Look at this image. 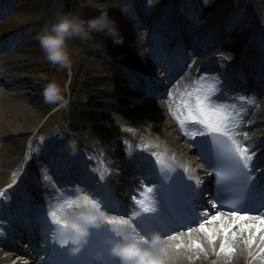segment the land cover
<instances>
[{"label":"bare ground","instance_id":"6f19581e","mask_svg":"<svg viewBox=\"0 0 264 264\" xmlns=\"http://www.w3.org/2000/svg\"><path fill=\"white\" fill-rule=\"evenodd\" d=\"M13 1L1 0L0 2V17L7 15L0 23V51L5 50L0 53V168L8 171L7 175L10 176L20 172L24 162L28 165L20 177L16 178V180L19 178L16 187L13 186L5 192L0 204L13 207L24 203L31 212H36L42 204L49 202L52 205L63 199L61 196L50 194L52 179L45 180L44 177L34 173V166L38 159L50 164L53 171H57L66 181H75L77 187L83 184L88 185L90 179L95 176L94 160L99 161L100 168L103 163L104 167L111 170L109 178L114 188V198L118 197L115 190L120 179L124 177L126 169H134V165L130 162L131 159L137 158L134 151L141 155L137 150L140 147L138 145L147 140H153L156 143L152 144L153 148L147 150L146 159L149 160L156 151L164 154L174 152L185 157L187 163L193 165V158L182 155L181 148L183 149L184 146L179 143L180 128L177 123H174L176 116L174 106L184 90L192 88V81L195 78H207L206 82L209 84H217L219 81V88H225L226 85H229L227 88H232V81L237 75V84L249 92V97L260 108L255 116L249 115L248 119L243 120L247 122V130L251 132L247 134L248 139L243 141V145L264 148L263 13L255 7L252 8L248 16L247 30L238 26L231 30V27L223 21L230 7H227L224 2L205 3L208 8H203L201 1L197 5L196 12L203 18L198 22L193 21L191 16H189L191 20L188 21L182 19L181 15H171L173 13L169 12L168 0H159V3L154 5L141 4L135 6L134 9L127 8L129 18H134V22L136 21V27L132 29L136 37H132L129 30L124 29L125 32L121 33L124 42L114 44L112 39L108 38L111 41L108 51L100 50L95 46V43L100 42L102 34H93L94 39L87 43L72 39L78 57L71 63V75L73 76V66H76L84 79L76 83L71 81L69 85L70 96L74 99L69 103L66 116L63 115L60 102H57L61 108L57 110L56 117L67 120L68 124L65 128L57 121L51 125L52 117H49L37 131L30 147L31 157L27 159L25 142L28 138L26 133L33 134V130L39 126L45 114L56 104L45 102L43 90L51 80H55L60 85L64 73V68L59 66L55 79L51 78L53 76L51 65L53 64L46 60L37 37L45 26L53 22L59 10H66L56 0H41V5L45 9L43 15L35 19L24 18L19 15L17 9H13ZM261 3L264 10V0H261ZM192 5H195V0H192ZM144 27L154 29L151 38H144L143 35L147 31L142 29ZM253 31L261 33L256 40L250 43L249 35ZM183 44L191 49L187 55L182 52H178L179 54L164 52L168 45L182 48ZM113 49L115 56L109 57ZM213 54L215 57L209 59ZM238 57L241 59L239 65L230 62ZM159 58H164L162 61L169 65L178 64V70L169 75L167 87L161 86L159 74L153 71V63ZM243 63L248 73L255 74L244 85L239 79V67ZM95 65L99 67V76L91 75V70ZM4 66L12 70L4 71L2 70ZM25 72L43 75L34 79L20 78ZM109 74L112 75L111 78ZM9 78L16 79L13 88L15 90L14 100L8 96V83L6 82ZM145 79L150 81L151 86L146 85ZM107 86L111 87L108 94L101 90L102 87ZM143 88L148 91L144 100L126 98V95L134 96ZM150 88L152 89L151 94L149 93ZM26 89H31L32 93L24 91ZM76 92L78 96H74ZM62 95L66 99L64 91ZM164 95L163 101L154 99L155 97L162 98ZM166 95L169 97L166 98ZM11 101L15 103V108ZM100 105L104 108L103 112L99 110ZM113 113L122 116L132 131H122L113 120ZM93 120L103 124L104 127ZM50 126L53 127V133H49L45 138ZM65 130H69L72 135L66 136ZM56 131L60 135L63 134L64 138L59 139ZM99 132L105 133L107 137L105 146L111 148L108 153L105 147L99 146L94 138L95 133ZM259 134L262 137H258ZM73 141L76 144L75 152L69 147L70 142ZM56 145L59 146L58 152L53 149ZM65 146L68 148L65 149ZM89 148L96 149L94 155H89L84 151ZM130 152L132 157L129 156ZM261 161L264 162V155ZM201 175V180L208 181L206 172L202 171ZM27 178H30L33 185L40 189L39 194L35 196L31 194L30 197L23 191V182ZM125 204L126 202H123L120 206ZM2 214L3 212L0 211V215ZM26 220L31 221L28 218ZM237 221L222 216L215 220L212 228V235L215 239L212 243L208 242L202 232H198L203 247L206 248V255L199 251V247H195L196 244L191 236H184L179 243L176 238L166 241L165 246L168 252L166 264H208L207 256L212 257V261L215 259L219 240H223L222 244L225 248H231L232 251L221 252L220 248L214 264H245L247 254L251 260L257 253V244L264 247V227L249 219H245L248 225L242 227L236 225ZM234 227V233L221 234L225 233L224 230H231ZM252 238H255L254 245L248 248L247 245ZM40 241L39 238V244H41ZM20 252H23L20 248L7 245L0 254V264H12V261L18 257L15 254ZM1 255L5 256L1 257ZM2 258H5V261ZM29 262L34 264V261ZM254 264H264V254H260Z\"/></svg>","mask_w":264,"mask_h":264},{"label":"snow or ice","instance_id":"6c2138e0","mask_svg":"<svg viewBox=\"0 0 264 264\" xmlns=\"http://www.w3.org/2000/svg\"><path fill=\"white\" fill-rule=\"evenodd\" d=\"M151 92L152 89L150 88L149 93L151 94ZM218 93H221V89L216 84L213 83L202 85L200 92L195 96L194 104H185L187 114L177 117V119L182 129L185 128L186 122L202 126L203 131L193 133V137L195 135L208 136L213 143L218 145V151L228 162L229 174L236 178L239 189L243 193V199L246 208L259 212L261 209H264V186H261L256 180V172L259 171V169L255 167L253 160L256 152L252 151L250 146L243 145L238 139H236V137L240 135H243L245 140L248 139L247 133H240L237 131L239 128V123L235 118L239 116L240 113L235 110L234 104L222 102V94ZM239 99L241 102L245 100L243 96H241ZM247 102L254 103V101L251 100ZM131 131L132 129H130L128 132ZM145 147H147V145ZM192 147L196 149L197 155L200 159H206L210 163L211 167L214 165L215 162L212 159V147L209 143V140L197 141L192 145ZM129 156L132 157L131 152L129 153ZM134 159L135 167L140 174V183L143 187V191L140 193L139 197L135 195L132 197L137 210L133 211L130 220L135 225V228L138 229L136 224L138 218H140L142 215H151L156 213L158 202L153 195L154 186L146 183V181L151 179L156 168L153 166L152 161L146 159L145 157ZM163 163L164 161L162 158L157 157L156 164L163 166ZM110 172L111 170L107 167H104L103 163H101V168L99 170L100 183L94 182L93 186L83 184L77 187L74 192L69 193L65 192L59 183L54 180L53 169L51 167L46 168V175L44 177L45 180L52 179L53 187L60 191L64 198L61 201L50 205L45 214L46 218L43 223L40 222L39 216L36 217V225L42 236V244L44 245L45 249H48L49 247H55L57 245L60 249H64L57 243L59 239L63 238L62 233H60L57 229V217L59 212L63 211L65 207L78 196V194L86 193L105 211L117 207L123 203L118 199H114V188L109 178ZM218 196L219 193H217V197ZM2 197L3 193H0V198ZM200 198L203 199V194H201ZM214 199H216V203H219V199L215 197ZM216 203L213 204V207H216ZM194 214L195 211L190 210L185 211L178 216H174L170 222L171 226L176 224H179L181 227L185 226L182 217ZM205 215H207V213H205ZM232 215L234 220L237 219L234 212ZM246 218L247 217L245 216L238 217L240 220ZM252 218L257 219L258 217ZM218 219L219 216L213 217V220ZM211 222L212 221H208V223ZM260 222L264 224V219H261ZM199 227L201 231L206 232L209 234V236H211V232L205 227L204 223H200ZM175 230V227H172V231ZM224 231L225 235H227L228 230ZM163 235L167 236L168 233L165 232ZM0 236H4L3 231H0ZM49 237H51L50 240ZM172 238L175 239L176 237ZM195 247H199V245H195ZM224 251L231 252L232 249H226L225 245L222 244L221 252ZM48 264H60V262H53L49 260Z\"/></svg>","mask_w":264,"mask_h":264},{"label":"clouds","instance_id":"9594fccd","mask_svg":"<svg viewBox=\"0 0 264 264\" xmlns=\"http://www.w3.org/2000/svg\"><path fill=\"white\" fill-rule=\"evenodd\" d=\"M147 3L154 5L159 0H147ZM98 10L97 16L88 19L72 12L60 13L50 25L45 26L37 39L46 60L61 68L70 67L67 42L75 38L81 43H87L97 33L112 39L114 44H122L124 37L117 22L109 16L107 7L98 5ZM42 94L46 103L60 102L62 107L68 103L62 95L61 86L55 80L46 84ZM112 118L122 131L130 130L122 116L113 113ZM69 147L75 152L74 141L70 142ZM57 219V229L63 236L57 243L67 250L69 256H78L88 245L92 231L107 225L112 233L111 238L105 240L107 252L118 264H166L168 252L160 233L152 232L147 236L141 234L130 219L109 214L86 193L78 194L59 212ZM94 258L100 261L102 256L97 253Z\"/></svg>","mask_w":264,"mask_h":264},{"label":"rangeland","instance_id":"374dc122","mask_svg":"<svg viewBox=\"0 0 264 264\" xmlns=\"http://www.w3.org/2000/svg\"><path fill=\"white\" fill-rule=\"evenodd\" d=\"M56 1L66 10V11L59 10L57 15L60 13L72 12L74 14H79L82 18H84V17L85 18L86 17L91 18V17L97 16L99 14L98 5L107 7L108 14L112 19H114L117 22L119 29H120V33H124L125 30L126 31L129 30V33L132 37H136V34L133 33V30H132L135 25L133 24V21L129 19V16L127 14V8H130L132 6H139L141 4H145V5L148 4L147 0H56ZM201 1L203 3V8H208V5H206L205 3H209V2H213V3L214 2H224L227 5V7L230 6V7H228L229 11L223 17V21L231 27V30H233V28L236 26L241 27L243 30H245V29L247 30V28H248V16L250 15L251 9L254 7L257 8L258 11L262 12L264 15V10L262 7L261 0H195L194 6L192 5V0H168L167 4L169 3V8H170L169 12L170 13H174V14L179 13L182 16V19H184V20L187 19L188 21L191 20L189 18V16H191L193 21L199 22V20L203 17L200 14H198L196 12V10H197V5L200 4ZM41 4H42L41 0H15V2L13 4V9L14 10L17 9L19 15L24 17V18L31 17V18L35 19L36 17H39L40 15H43V13H44L45 9H44V7H42ZM13 9L11 11H13ZM91 14H92V16H89ZM6 16L7 15H3V17L0 18V23L3 22V20ZM259 34H258V31H253L249 35L250 40L253 41V40L257 39ZM100 42L95 43L96 48H98L100 50L108 51L109 50V44H111V41L102 34ZM73 44L74 43L72 40H69L67 42V47H68V50L70 52V57H71V63L74 62L76 60V58L78 57V54L75 53V45H73ZM185 50L187 51L188 49L185 48ZM112 51L114 53L112 52L109 57L115 56L114 49ZM262 53H263L262 55L264 56V48H263ZM51 67L53 69L51 71V73L53 74V76L51 78L55 79V74L57 73L59 66L51 65ZM98 68H99L98 65H95L92 68V70H91L92 76H99L100 75ZM2 70H4V71L12 70V68L6 69V66H4L2 68ZM155 72H158L157 69H155ZM42 75L43 74L39 75L37 73L25 72V73L21 74L20 78H22V79L33 78L34 79L36 77H41ZM109 76H110V78L112 77L111 74H109ZM82 79H84V76L82 74L81 75L79 74V70L76 66H73V76L71 75V66L68 68H64L63 81L60 84L62 91H64V93L66 94V100L68 101L67 105L62 107V112H63L64 116H66L67 110L69 109V103L71 102L72 99H74L73 96L72 97L70 96L69 85H70L71 81L76 83ZM15 80H16L15 78H9L6 82V83H8L7 84V86H8L7 90L9 91L8 96L12 100L15 99V92H14L15 90H13V88L15 87V84H14ZM196 80L199 81V84H198V86L200 87L199 91L201 90L202 85H207V83L201 84L204 80H200V79H196ZM195 81L193 82L192 89L194 87ZM30 86H33V85H30ZM110 89H111L110 86L101 88V90L104 91L106 94L109 92ZM192 89H191V91H190V89L184 90L183 95L179 97L177 104L174 106V109L176 111L174 123L177 122L180 128H181V125H180L177 117L183 116V114L186 112V109H185L186 103L194 104V102H195V96H196L197 92L195 94L196 89L194 88L193 91H192ZM24 91H28V93H32L31 89H26ZM245 94H243V97L245 98V100L243 102H244V104H246V107L249 111V114L252 113V115H255L256 113H258L260 111V108L258 106H256L255 101H254V103H248L247 101H249L250 98L247 97V94L245 96ZM141 95L142 94H140V93L139 94L136 93V96L140 97ZM25 96H29V95H25ZM74 96H78V93L77 92L74 93ZM167 96L168 95H166V98H167ZM142 98H144V97H142ZM233 99L238 101V102H241L237 96H234ZM160 101H163V99H160ZM11 104H12L13 108L16 107V105H15V103H13V101H11ZM59 108H61V106L59 105V103H56L55 106L51 107V109L45 114V117L43 118V120L41 121L39 126L35 130H33V134L32 133L31 134L26 133V136L28 138L27 141L25 142L27 159L30 158V147L28 145V142L29 141H31V143L33 142L37 131L49 119V117H52V120L50 122L51 125L57 121L64 128L67 126V124H68L67 120L57 119L56 114H53ZM73 108L75 109L76 107H73ZM103 109H104L103 106L100 105V107H99L100 112H103ZM239 109L242 112L244 111L240 106H239ZM93 121L97 122L96 120H93ZM97 124H100V123L97 122ZM100 126L104 127L103 124H100ZM65 131H66V134H68V136L72 135L69 132V130H65ZM49 133H53V127L52 126L49 127V129H48V131L44 137L46 138ZM183 133H184L183 129L181 128V132H180L181 139H179V143L184 146V149H182V151L187 153L188 147L184 143ZM242 133H246L245 130L242 129ZM104 134L105 133H103V132H99L97 134L95 133L94 138H95V140H97V143L99 144V146L105 147V151H106V153H108V152H110L111 148H108L105 146L107 144L106 143L107 137H105ZM59 138H60V135H59ZM152 142H154V141L153 140H147V141H145V143H143V144L141 143L138 145V146H141V148H139L141 156L147 154V150L150 147H152L151 146ZM146 145H147V147H145ZM164 146H167V145H164ZM66 148H68V146H66ZM53 149L55 151H59V146L56 145L53 147ZM95 150L96 149H94V148L92 150L86 149V152L90 155H93ZM261 154H264V150L261 152ZM137 157H139V155ZM134 162H135V160H132V163H134ZM97 163H99V162L97 160H94L93 164L96 165ZM97 168L98 167H96V166L94 167L95 171ZM131 170L132 169H128L129 172H131ZM7 173H8V171L0 168V186H2L4 184L10 185L12 183V179H13L12 176L13 175L8 176ZM131 177H132V173H130V174L128 173V175L126 176V180H125V177H124V179L121 180L120 187L118 190H120V192H122L123 196H125V194H127V192H129V186L131 185V180H130ZM97 178H99V176L97 175V171H96V176H95V178L92 179L91 182H93ZM72 187L75 188L74 185H72ZM24 188H25V191H27V192H29L28 188H33L31 186L30 181L26 180V183H24ZM121 198H124V197H121ZM216 216L214 215V217H216ZM257 220H261V219H257ZM209 221H212V222L211 223L207 222L205 227L211 232V236H209L208 233L201 231L200 228L196 229L195 231H193L189 235V236H191V239L194 241V243L196 245H199V248H200L199 251L205 255H206L207 251H206V248L203 247L201 238H199V236H198V232H202L205 235V237L208 239L209 243L214 242L215 238L212 235V233H213L212 228H213V222H214L213 217ZM259 223H261V222H259ZM236 225H240V226L244 227V226L248 225V223H246L244 221H239V222H237ZM262 227H264V226H262ZM234 229H235V227L232 228L231 230L226 229V230H228L227 234L229 235L231 233H234L233 232ZM221 234L225 235V233L224 234L221 233ZM180 237H182V236L178 237L177 243L180 242ZM222 242H223V240H219V244H218L219 248L217 249V254L221 248ZM254 242H255V238H252V240L248 243L247 247L251 248L254 245ZM256 248L258 249V251L253 256V258L251 260L247 254V256L245 257V264H254L255 261H257L258 257L260 256V254L261 255L264 254V251H263L264 247L262 245L257 244ZM217 254L215 256V259L217 258ZM211 258L212 257L207 256L208 264H214L215 263V259L212 261Z\"/></svg>","mask_w":264,"mask_h":264}]
</instances>
